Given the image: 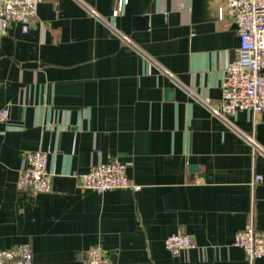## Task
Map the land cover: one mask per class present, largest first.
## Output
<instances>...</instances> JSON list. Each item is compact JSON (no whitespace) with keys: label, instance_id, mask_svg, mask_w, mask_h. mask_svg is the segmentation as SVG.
Wrapping results in <instances>:
<instances>
[{"label":"crops","instance_id":"crops-1","mask_svg":"<svg viewBox=\"0 0 264 264\" xmlns=\"http://www.w3.org/2000/svg\"><path fill=\"white\" fill-rule=\"evenodd\" d=\"M223 5L43 0L27 33L10 25L0 38V109H10L0 248L29 243L33 264H83L94 245L111 264H250L234 241L251 219L264 229V114L215 112L240 45ZM38 150L49 153L51 191L19 192ZM115 159L138 192L79 187L78 175ZM178 232L196 248L170 253Z\"/></svg>","mask_w":264,"mask_h":264},{"label":"built area","instance_id":"built-area-1","mask_svg":"<svg viewBox=\"0 0 264 264\" xmlns=\"http://www.w3.org/2000/svg\"><path fill=\"white\" fill-rule=\"evenodd\" d=\"M43 0H0V38L7 34L11 24L19 23L24 33L33 24ZM120 12V7L114 14ZM230 18L237 26L240 45L235 57L230 59L222 81V105L216 113L222 116L249 111L264 114V0H224L219 18ZM10 119L8 107L0 109V124ZM53 173L49 170V153L38 150L31 154L20 169L17 189L22 193L38 195L52 188ZM79 187L105 193L115 189L138 192L141 185L127 175V164L118 159L100 162L87 173L78 175ZM262 180L254 176L253 184ZM234 245L244 249L250 264L264 257V229H259L251 219L236 234ZM166 248L173 255H180L196 248L194 239L185 233H174L165 240ZM0 264H33V249L29 243L12 248H0ZM83 264H111L104 249L94 245L84 252Z\"/></svg>","mask_w":264,"mask_h":264}]
</instances>
